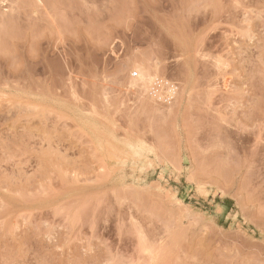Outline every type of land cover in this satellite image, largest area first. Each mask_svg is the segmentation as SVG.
<instances>
[{"label": "rangeland", "instance_id": "1", "mask_svg": "<svg viewBox=\"0 0 264 264\" xmlns=\"http://www.w3.org/2000/svg\"><path fill=\"white\" fill-rule=\"evenodd\" d=\"M0 264H264V0H0Z\"/></svg>", "mask_w": 264, "mask_h": 264}, {"label": "bare ground", "instance_id": "2", "mask_svg": "<svg viewBox=\"0 0 264 264\" xmlns=\"http://www.w3.org/2000/svg\"><path fill=\"white\" fill-rule=\"evenodd\" d=\"M139 77H140L141 82L143 79H145L144 73L141 70H140V76ZM143 81H145V80H143ZM150 82H152V81H150Z\"/></svg>", "mask_w": 264, "mask_h": 264}, {"label": "built area", "instance_id": "3", "mask_svg": "<svg viewBox=\"0 0 264 264\" xmlns=\"http://www.w3.org/2000/svg\"><path fill=\"white\" fill-rule=\"evenodd\" d=\"M136 76H137L136 74H134V75H133V77H136ZM156 93H157V91L153 89V92H152V94H154V95H155Z\"/></svg>", "mask_w": 264, "mask_h": 264}]
</instances>
